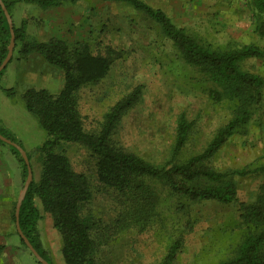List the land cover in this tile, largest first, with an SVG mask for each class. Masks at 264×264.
<instances>
[{
    "label": "rangeland",
    "instance_id": "1",
    "mask_svg": "<svg viewBox=\"0 0 264 264\" xmlns=\"http://www.w3.org/2000/svg\"><path fill=\"white\" fill-rule=\"evenodd\" d=\"M97 1L100 8L111 4V12L116 16L122 15L125 21L121 17L104 16L106 11H100L101 14L91 22L90 52L105 54L111 48L119 52L120 57L113 62L105 79L79 93L78 110L84 130L98 133L109 108L140 87L138 102L122 118L119 132L112 136V142L161 166L170 156L176 120L184 114L193 126L187 144L177 159L181 161L200 153L215 130L226 123L229 116L225 107L212 104L193 80H187L192 75L191 71L177 62L171 42L143 12L120 1ZM138 1L161 10L176 26L213 46L254 44L264 49V39L254 33L255 15L250 8L251 0ZM20 4L19 9L25 5ZM84 4L83 0L81 6ZM19 50L21 47L17 45L0 76V130L12 137L24 151L32 180L36 182L41 170V156L37 149L47 135L37 119L25 110L22 95L28 89H44L57 94L63 85V74L57 67L46 63L39 65L28 58L15 69ZM241 68L262 77L263 100L256 108L246 133L227 140L213 157L211 166L219 171L264 163V56L245 60ZM3 90H11L13 96H6ZM55 152L64 154L73 170L86 176L93 195L90 212L106 224L111 222L117 213L116 201L111 191L99 186L95 159L88 150L80 144L60 143ZM0 163L5 178L3 198L0 200V231L6 246L0 256V264H37L30 252L19 244L14 233L11 207L12 203H16L23 182L20 165L6 144H0ZM261 182L262 177L236 178L237 199L233 203L205 201L190 206L188 219L195 224L182 237L181 251L172 264H217L232 257L239 242L235 227L239 203L250 202ZM169 205L171 207L163 212V224L158 222L141 231L134 224L130 229L114 230L112 233L103 231L102 237L97 238L100 245L96 253L98 262L159 264L178 233L175 229L180 226L176 223V219L181 217L179 212L174 214L172 203ZM169 212L176 216L170 217ZM40 214L37 232L41 249L50 264H64L60 236L53 228L51 216L42 209Z\"/></svg>",
    "mask_w": 264,
    "mask_h": 264
},
{
    "label": "trees",
    "instance_id": "2",
    "mask_svg": "<svg viewBox=\"0 0 264 264\" xmlns=\"http://www.w3.org/2000/svg\"><path fill=\"white\" fill-rule=\"evenodd\" d=\"M60 1L17 0L41 7L54 6ZM74 1L62 0V3ZM110 1L129 4L158 25L165 39L171 42L177 62L191 71L187 80H193L212 104L223 105L229 117L215 130L200 153L180 161L177 157L186 146L193 126V122L181 114L176 120L169 159L157 166L111 140L119 132L122 118L138 102L140 87L109 108L98 133H89L83 128L78 110L79 93L105 79L113 62L120 57L119 52L108 48L105 54H92L84 42H75L71 46L55 39L44 44L27 42L23 30L13 28L15 47L21 44L19 53L22 58L36 52L63 74V85L57 94L44 89H28L22 95L25 110L37 119L47 135L37 149L41 156L39 179L32 180L19 208L18 224L22 234L38 255L49 263L37 232L42 209L51 216L53 228L60 236L64 264H100L96 258L100 246L97 238L102 237L103 231L112 233L130 229L133 224L141 231L158 222L163 224V212L172 203L174 214L179 212L181 216L176 219L181 228L175 229L178 233L159 263L172 264L181 251L182 237L195 224L188 219L190 206L205 201L233 203L237 199L236 178L262 177L253 199L239 203L235 225L239 242L233 256L217 264H264V163L227 171L211 166L213 157L227 140L246 133L263 100L262 77L243 70L241 64L248 59L263 57L264 49L254 44L213 46L176 26L161 10L152 9L141 1ZM4 5L8 10V5ZM250 8L255 15L254 33L264 39V0H251ZM9 39L8 24L0 9V63L6 56ZM3 91L6 96H13L11 90ZM0 134L16 143L2 130ZM60 143L80 144L95 159L96 180L99 186L113 193L116 201L117 213L111 222L106 224L90 212L93 195L88 180L84 174L73 170L64 154L55 152ZM0 144L5 143L0 141ZM7 146L20 165L21 182H24L26 166L19 152ZM14 208L15 202L11 207L13 225ZM169 213L170 217L176 216ZM14 233L18 237L15 228ZM18 240L26 249L19 237ZM5 249V245L0 246V255Z\"/></svg>",
    "mask_w": 264,
    "mask_h": 264
},
{
    "label": "crops",
    "instance_id": "3",
    "mask_svg": "<svg viewBox=\"0 0 264 264\" xmlns=\"http://www.w3.org/2000/svg\"><path fill=\"white\" fill-rule=\"evenodd\" d=\"M2 1L9 7L8 13L10 15L13 28L22 29L24 38L27 42L39 44H44L55 39L64 41L70 46L75 42H84L89 45L88 39L89 37H92L93 34V26L91 22L101 14L99 13L100 11L102 13L106 11V15L103 14L104 16L116 18L121 17V20L125 21L122 18V15L116 16L114 12H111L112 10L109 9L111 4H108V7L105 6V8H100L97 0H84V6H81V2L83 0L63 3L61 0L56 5L50 7H41L36 4L22 2L25 5H23L24 7H21L20 9L18 6H21V2H17V0ZM105 1L108 3L116 2L110 0ZM88 4L89 6H87ZM18 46L21 47V44H18ZM27 58L29 60L36 61L39 65L43 63L48 64L40 54L32 52L27 57L22 58L19 56L16 60L14 68L17 69L21 61L28 60ZM42 69L46 71L45 67ZM4 182L5 178L3 177V170L0 163V200L3 198ZM7 185L9 186L10 183ZM3 239V233L0 231V246L3 245Z\"/></svg>",
    "mask_w": 264,
    "mask_h": 264
},
{
    "label": "water",
    "instance_id": "4",
    "mask_svg": "<svg viewBox=\"0 0 264 264\" xmlns=\"http://www.w3.org/2000/svg\"><path fill=\"white\" fill-rule=\"evenodd\" d=\"M0 9L3 13V16L5 17L7 24H8V28H9V34H10V39H9V44L7 46V53L5 58L3 59V61L0 63V72L5 68V66L8 64V62L10 61L12 54H13V50H14V46H15V38H14V32H13V25L10 19V15L8 13V10L6 9L4 3L2 0H0ZM0 141L5 143L6 145L12 146L13 148H15L25 166L27 169V175L26 178L23 182V186L22 189L17 197L16 203H15V208H14V228L15 231L18 235V237L21 239V241L23 242V244L25 245L26 249L30 252V254L33 256V258L39 263V264H49L48 262H46L45 260H43L38 253L36 252V250L32 247V245L29 243V241L27 240V238L22 234L20 228H19V224H18V214H19V208L20 205L24 199L25 193L30 185V183L32 182V172H31V168L29 165V161L28 158L26 156V154L24 153V151L14 142L10 141L9 139L3 137L0 134Z\"/></svg>",
    "mask_w": 264,
    "mask_h": 264
}]
</instances>
